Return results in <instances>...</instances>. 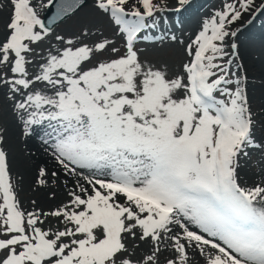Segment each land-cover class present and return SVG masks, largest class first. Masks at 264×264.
<instances>
[{
    "label": "snow or ice",
    "instance_id": "obj_1",
    "mask_svg": "<svg viewBox=\"0 0 264 264\" xmlns=\"http://www.w3.org/2000/svg\"><path fill=\"white\" fill-rule=\"evenodd\" d=\"M87 4L0 3V264H264V107L234 27L264 0L183 36L151 34L168 0H93L54 31ZM165 39L180 63L139 47Z\"/></svg>",
    "mask_w": 264,
    "mask_h": 264
},
{
    "label": "rangeland",
    "instance_id": "obj_2",
    "mask_svg": "<svg viewBox=\"0 0 264 264\" xmlns=\"http://www.w3.org/2000/svg\"><path fill=\"white\" fill-rule=\"evenodd\" d=\"M46 2H47V0H45V3ZM212 3H215V5L212 7L211 13L221 6V0H191V4H190V6H188L191 8V12H190V14H187L186 16H184V18L182 20L180 19V22H182V23L177 22V23L171 25L169 28V27H167V25H165L161 22L160 28L158 31H156L157 33H155V35H160L161 33H165L166 30H170L171 32L175 33L177 36H183V34H184L183 30L182 29H174V26L178 25L180 28H184V27L189 26L188 28H190L191 22L194 19H196L197 23L199 22L200 19L198 20L197 18L199 16L201 10L205 9L206 6L209 7V5H211ZM257 3H259V0H257ZM92 4H93V0H88L87 7L82 8L76 15H73L71 18L65 19L64 22L57 24L54 27V31L56 33H60V34L70 35V34L76 32L79 29V27L81 26V24L83 22H85L86 20L92 21V19H93ZM168 4H169L171 9H175L178 6L177 0H168ZM45 11L46 10H43L41 12V15H43L45 13ZM209 15H210V13L207 14V16H209ZM262 15L263 14L258 15L257 19L259 20V22L264 21V18L262 17ZM207 16H205V17H207ZM201 19H203V18H201ZM245 24L246 23H244L243 19H242L240 22H238L237 25L234 26V27H241L242 26V31L240 32V33L243 32L242 36H240L242 38L245 35H246V37H248L247 32L244 31V28H245L244 25ZM250 28H251V31H253L256 28V25L251 24ZM106 34L111 35L112 33L109 31V32H106ZM184 35H187V34H184ZM118 43H119V41H118ZM139 47L145 49V52L143 53L144 56H146L148 59L154 60L156 62H167L170 65H174V64L180 63V61L183 58L182 49H180L178 45L173 44L171 41H169L167 39H165L162 42L156 41V42L144 43V44L139 45ZM239 52H240V48H239ZM233 70H235V69H233ZM258 86L262 89L261 90L258 89L257 92L258 93L261 92V97L264 98V84H258ZM249 94H250V98L252 100L253 95L251 92H249ZM17 149H18V146H17Z\"/></svg>",
    "mask_w": 264,
    "mask_h": 264
},
{
    "label": "bare ground",
    "instance_id": "obj_3",
    "mask_svg": "<svg viewBox=\"0 0 264 264\" xmlns=\"http://www.w3.org/2000/svg\"><path fill=\"white\" fill-rule=\"evenodd\" d=\"M0 2L6 3V0H0ZM215 3H212L211 5H209V7L204 6L205 9L201 10L197 18L198 20L200 19L198 23L196 19H194L191 22L190 28H188L189 26L180 28L178 25H175L174 29H182L184 34L194 32L198 28L202 20L201 18H205V16H207L208 13L211 14L212 7L215 5ZM190 12H191V8L188 6L179 12H176L173 9V11H170L167 14L168 23L167 24L163 22L162 23L167 25V27H169L177 22H180V19L182 20L184 16H186L187 14H190ZM258 15H257V18H258ZM262 17L264 18V14L262 15ZM257 18L252 19V22L248 23V21L251 18L246 15L243 18V22L246 23L244 25L245 27L244 31L247 32L248 37H246V35L243 36V38L240 37L242 36V33H243L242 32L239 34L237 38V43L240 46L239 47L240 48V62L244 64L245 69L247 70V75L249 77L250 85L254 82L253 88L250 87L249 89L250 90L249 92H251L253 95V99L251 101H252L254 110H258L261 107H264V98L261 97V92L259 93L257 92L258 89L260 90L262 89L258 86V84H264V21L259 22ZM251 24L256 25V28L253 31H251V28H250ZM155 33L157 32L155 31L154 33H151V34H155ZM17 152H19V146H18ZM24 195L25 196L31 195V193L27 191V185L25 186Z\"/></svg>",
    "mask_w": 264,
    "mask_h": 264
},
{
    "label": "water",
    "instance_id": "obj_4",
    "mask_svg": "<svg viewBox=\"0 0 264 264\" xmlns=\"http://www.w3.org/2000/svg\"><path fill=\"white\" fill-rule=\"evenodd\" d=\"M55 11H56V8L55 7H52V8H49V9H46V12L43 14V15H47L48 17H51L52 15L55 14ZM59 24V23H58ZM56 25H53V28L55 27Z\"/></svg>",
    "mask_w": 264,
    "mask_h": 264
}]
</instances>
